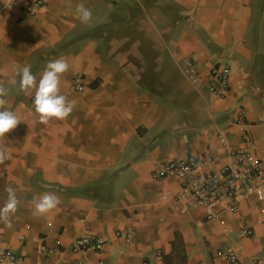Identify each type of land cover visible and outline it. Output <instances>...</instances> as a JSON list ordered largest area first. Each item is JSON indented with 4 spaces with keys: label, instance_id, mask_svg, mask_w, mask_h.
I'll return each mask as SVG.
<instances>
[{
    "label": "crops",
    "instance_id": "crops-1",
    "mask_svg": "<svg viewBox=\"0 0 264 264\" xmlns=\"http://www.w3.org/2000/svg\"><path fill=\"white\" fill-rule=\"evenodd\" d=\"M80 3L92 12L87 23ZM58 58L69 63L59 94L73 111L42 123L35 90L26 95L17 73L31 64L39 80ZM189 61L198 84L185 74ZM218 64L232 71L224 97L207 88ZM0 87V110L20 121L0 137V207L9 185L18 198L12 226L0 221V247L23 264H264V201L250 194L231 212L224 198L210 221L205 207L178 198V178L151 175L167 160L206 154L207 168L219 169L241 148L264 175V0H44L36 17L27 0H0ZM44 193L59 203L34 215L33 197ZM83 234L104 238V248L73 252Z\"/></svg>",
    "mask_w": 264,
    "mask_h": 264
},
{
    "label": "built area",
    "instance_id": "built-area-1",
    "mask_svg": "<svg viewBox=\"0 0 264 264\" xmlns=\"http://www.w3.org/2000/svg\"><path fill=\"white\" fill-rule=\"evenodd\" d=\"M44 0H27V13L31 17L38 15L39 9L43 6ZM24 19L19 24L24 23ZM187 74L190 80L198 84L202 80L199 68L194 61L187 63ZM231 67L226 64L214 65L210 68L209 82L207 88L214 95L224 97L231 85ZM84 77L81 74L74 76V87L77 91L85 89ZM242 110L239 111L236 120L241 119ZM223 145L228 144V138L223 132H217ZM244 141L249 143L251 136L246 133ZM211 154L203 155L202 158L180 157L163 162L152 171L154 180H161L169 176L180 180V191L177 194L179 199L184 200L188 205L203 206L206 208V218L210 221L217 220L216 210L219 202L227 198L230 200L229 210H238L239 199L250 194L255 195L258 200L264 201V175L262 173V161L252 151L246 148L234 149L231 151L230 160L219 169L207 168L212 163ZM206 168V169H205ZM244 233L251 234V228L243 222ZM116 236L129 240L130 234L118 231ZM106 244L104 238L94 234H83L77 237L71 244L73 252L78 253L85 250L101 251ZM42 251H47V246L42 244ZM224 255L230 260L237 259L233 247L222 249ZM24 255L15 252L10 248L0 247V264H23Z\"/></svg>",
    "mask_w": 264,
    "mask_h": 264
},
{
    "label": "clouds",
    "instance_id": "clouds-1",
    "mask_svg": "<svg viewBox=\"0 0 264 264\" xmlns=\"http://www.w3.org/2000/svg\"><path fill=\"white\" fill-rule=\"evenodd\" d=\"M76 13L79 19L87 23L91 20L92 12L80 3L76 6ZM31 64H25L18 69L20 76V88L26 95L34 92L35 111L39 114L40 122L47 123L50 119H64L73 111V103L70 102L65 95L59 94V84L63 73L69 69V63L65 58L50 60L46 68L37 76L31 71ZM4 89L0 87V95L4 93ZM3 101L0 100V104ZM19 119L14 111L9 109L0 110V137H4L10 130L14 129ZM6 158V149L0 147V160ZM8 199L5 204L0 207V221L8 227L12 226L11 216L16 211L18 198L16 190L9 185L6 188ZM34 215L40 216L55 208L59 203V198L54 193H44L33 197Z\"/></svg>",
    "mask_w": 264,
    "mask_h": 264
},
{
    "label": "rangeland",
    "instance_id": "rangeland-1",
    "mask_svg": "<svg viewBox=\"0 0 264 264\" xmlns=\"http://www.w3.org/2000/svg\"><path fill=\"white\" fill-rule=\"evenodd\" d=\"M186 69H187V66L185 67V74H186V76L189 78V75L187 74V72H186ZM189 80H190V78H189ZM191 81V80H190ZM192 82V81H191ZM193 83V82H192ZM195 84V83H194Z\"/></svg>",
    "mask_w": 264,
    "mask_h": 264
}]
</instances>
